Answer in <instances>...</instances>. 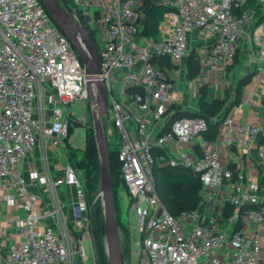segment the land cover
Segmentation results:
<instances>
[{
	"label": "built area",
	"instance_id": "2783aa9c",
	"mask_svg": "<svg viewBox=\"0 0 264 264\" xmlns=\"http://www.w3.org/2000/svg\"><path fill=\"white\" fill-rule=\"evenodd\" d=\"M158 1L177 15L165 38L143 34L142 0L66 1L78 22L96 29L100 69L95 76L106 98L102 126L107 143L115 137L123 185L136 218L133 239L128 224V264H257L259 238L223 229L217 217L229 204L245 207V218L262 225L264 193L259 183L248 181L216 149L198 142L206 121L174 116L172 100L179 67L191 50L201 72L224 70L234 61L245 25L264 10V0ZM249 2L253 6L242 11ZM254 33L251 54L264 60V20ZM192 39L198 47H191ZM90 94L97 95L96 84L87 85L79 56L41 1L0 0V190L7 207L24 211L16 223L21 240L0 246V264H82L83 242L88 240L94 250L92 206L66 150L70 128L90 119L85 112L63 110L77 100L89 103ZM222 125L229 130L217 143L225 148L247 147L261 130V124L247 123L230 129V113ZM49 145L64 160L53 180L30 166L37 149ZM257 154L264 159V144L257 145ZM176 165L199 178L201 208L174 215L158 194L154 172ZM46 185L67 188L72 195H64L62 202L60 194H51L34 209L38 187ZM66 203L71 219L65 215ZM237 217L234 213L232 219Z\"/></svg>",
	"mask_w": 264,
	"mask_h": 264
},
{
	"label": "crops",
	"instance_id": "0c3cea01",
	"mask_svg": "<svg viewBox=\"0 0 264 264\" xmlns=\"http://www.w3.org/2000/svg\"><path fill=\"white\" fill-rule=\"evenodd\" d=\"M159 3L158 0H153ZM253 6L252 2L246 4L242 11H247ZM264 20V10H259L244 27V33L239 40V46L236 52V59L224 70L201 72L200 68L196 76L190 78L187 76V60L179 67V74L176 78V91L173 94L172 108L174 116H180L179 112H186L182 116H194L199 111L198 99L200 88L206 91L207 101L222 100L227 94V101L224 108L211 120L221 118L225 111L230 113L234 119V128L237 124H261V130L256 135L254 141L247 147L233 146L225 148L217 143V138L226 130L227 126L218 124V132L214 139L199 138L197 141L205 147L216 149L220 159L230 168H240L246 175V179L252 182H258L261 193H264V159H260L257 154V145L264 144V60H259L251 54L256 47L255 27ZM177 23L175 13H165L158 24L156 36L165 38L172 32ZM199 46L195 39L191 41L192 46ZM195 103V107L191 104ZM174 106V107H173ZM223 120V119H222ZM200 146H196L197 153H200ZM53 146L49 145L44 150L40 148L30 160V166L35 168L40 175L47 174L51 180L60 174V166L64 163L63 159H57L53 155ZM61 160V161H60ZM59 166V167H58ZM27 174V173H26ZM40 196L34 204V209H39L42 199H47L51 194H60L58 197L62 202L65 196H71V190L63 187L39 186ZM245 207L236 208L226 205L220 217H217L223 229L228 231H239L245 236H257L260 242V254L257 264H264V223L257 226L245 218ZM226 210L231 211L227 216ZM64 211L67 219H71V210L69 205H64ZM238 215L232 219L233 214ZM24 211L20 206L7 207L5 198L0 190V246L6 247L10 242H19L21 236L18 234L16 223L21 221ZM90 248L93 250L90 244ZM94 254V250H93Z\"/></svg>",
	"mask_w": 264,
	"mask_h": 264
},
{
	"label": "rangeland",
	"instance_id": "374dc122",
	"mask_svg": "<svg viewBox=\"0 0 264 264\" xmlns=\"http://www.w3.org/2000/svg\"><path fill=\"white\" fill-rule=\"evenodd\" d=\"M83 21L86 23L89 22L88 17H84ZM89 29L91 31V26L89 24ZM96 41L98 42L97 34L95 33L96 29L93 30ZM95 41V42H96ZM196 106L195 103L191 104ZM52 104L47 106L48 116L51 114ZM60 106V105H58ZM64 112L70 111L78 114L86 113L88 119L91 120L90 105L89 103L84 104L81 100H77L74 104H70L68 107H63ZM38 112L35 116L38 117ZM114 135L108 139V145L114 147ZM90 141L93 144L91 146V153L89 149H86L85 142ZM69 143L71 147V157H68L69 162L74 167L80 181L82 182L89 203L92 206L91 213V224H92V236L94 240V254L93 250L90 248V243L88 240L83 242L86 259L82 261V264H94L97 261V257L104 255L107 259V254L105 252L104 246V215L100 193V159L97 151V147L94 141L93 130L91 129L90 124H77L73 127L72 133L69 136ZM86 149V150H85ZM114 150V149H112ZM109 151V148H108ZM111 162V185H112V198L114 204V212L116 217L117 226L120 233L121 244H122V255L125 261V264H128L129 259V226L131 239L134 238L133 231L135 230L136 218L134 211L130 208L131 199L124 187L121 184L120 175L118 166L116 163L115 156L113 155L111 159L109 158V164ZM158 174V170H156ZM135 249V247H132ZM136 260L135 257H133Z\"/></svg>",
	"mask_w": 264,
	"mask_h": 264
},
{
	"label": "water",
	"instance_id": "95a60500",
	"mask_svg": "<svg viewBox=\"0 0 264 264\" xmlns=\"http://www.w3.org/2000/svg\"><path fill=\"white\" fill-rule=\"evenodd\" d=\"M55 25L69 40L84 67L87 85L96 84L97 95L90 94L91 128L100 159V187L103 192L104 246L107 264H125L122 255V244L116 222L112 198L109 152L101 118L106 111V98L100 78L98 50L88 30L72 15L65 0H40ZM264 179V176H263ZM149 195V194H148ZM98 264V263H97Z\"/></svg>",
	"mask_w": 264,
	"mask_h": 264
},
{
	"label": "trees",
	"instance_id": "16d2710c",
	"mask_svg": "<svg viewBox=\"0 0 264 264\" xmlns=\"http://www.w3.org/2000/svg\"><path fill=\"white\" fill-rule=\"evenodd\" d=\"M69 2V0H66ZM141 9L146 13V23L143 27V34L151 35L153 37L156 36L158 31V24L163 18V15L170 11V8L162 3H156L153 0H142ZM92 40L94 41L96 48L98 50V45L95 42L96 37L94 31L91 30L86 26ZM196 52L194 49L191 50L187 57V76L192 78L197 75L199 70V61L196 56ZM236 59V55L234 60ZM227 94H225L222 100H212L210 102L207 101L206 98V91L203 87L200 88V94L198 99L199 111L194 113V116L202 117L207 124L206 131L202 134V137L208 139H214L218 132V124L222 121L225 117L227 111H225L224 115L221 118L211 120V116H215L224 108V104L227 101ZM174 107V106H173ZM182 116L186 114V112L182 111L179 112ZM90 124V121L88 122ZM92 129V128H91ZM72 132V128H70V133ZM108 145V143H107ZM91 146L93 144L88 141L85 142L86 149H89L91 153ZM109 148V158L114 155L116 159V163L119 170L121 184L123 185L119 163L117 160V146L111 147L108 145ZM85 149V150H86ZM114 149V150H112ZM66 150L68 153V157H71V147L69 144L66 146ZM111 169V162L109 164ZM158 170V174L156 172ZM155 181H156V188L158 194L164 203L167 210L177 215L182 211L192 210L195 208H201L200 199L198 196V190L200 188V181L199 178L193 174V172L185 168L181 165L176 166H164L160 168H156L155 172ZM231 211L226 210V215L228 216ZM93 232V229H92ZM98 264H107V259L104 255H100L97 257Z\"/></svg>",
	"mask_w": 264,
	"mask_h": 264
},
{
	"label": "bare ground",
	"instance_id": "6f19581e",
	"mask_svg": "<svg viewBox=\"0 0 264 264\" xmlns=\"http://www.w3.org/2000/svg\"><path fill=\"white\" fill-rule=\"evenodd\" d=\"M100 197H101V202H102V206H103V192H102V188L100 187V193H99ZM123 264V263H121Z\"/></svg>",
	"mask_w": 264,
	"mask_h": 264
}]
</instances>
